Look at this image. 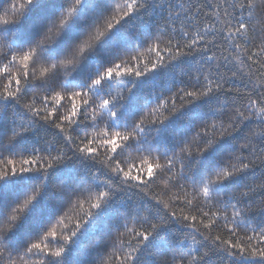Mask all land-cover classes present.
<instances>
[{
    "label": "snow or ice",
    "instance_id": "obj_1",
    "mask_svg": "<svg viewBox=\"0 0 264 264\" xmlns=\"http://www.w3.org/2000/svg\"><path fill=\"white\" fill-rule=\"evenodd\" d=\"M4 3L0 264H264V0Z\"/></svg>",
    "mask_w": 264,
    "mask_h": 264
},
{
    "label": "trees",
    "instance_id": "obj_2",
    "mask_svg": "<svg viewBox=\"0 0 264 264\" xmlns=\"http://www.w3.org/2000/svg\"><path fill=\"white\" fill-rule=\"evenodd\" d=\"M121 4H123V0H120ZM257 4H260V0H256ZM17 3H23V0H17ZM7 9V17L6 18H11L15 12L17 10H13L12 8H10L8 6V3H4L3 5H0V15L4 14V10ZM153 20H155V17H153ZM257 27L259 28V25H257ZM134 39V37H133ZM7 39H0V46H7ZM151 57H149L147 54H145L144 59H150ZM178 72V70H177ZM177 78L179 79L180 77L177 75ZM164 79L162 78L159 81L158 86L156 87L155 91L159 92L162 90L163 86H164ZM176 87H179V84L176 85ZM173 90L175 91V88H173ZM148 89L147 87L145 88V93H147ZM166 95H168V93H166ZM167 113H165L166 115ZM177 135H179V133H176ZM125 155H127V153H125ZM133 155H135V153H133ZM61 179L62 177H54L52 180V184L55 185H59L61 183ZM50 191H55V188L53 187L52 189H50ZM157 191H159V189H157ZM164 199H167V197H164ZM88 209V204L85 203L84 206L82 208L80 207H75V206H69L67 208V219L64 221V225L70 227L73 223L76 222V220L78 219L79 216H81L83 214L84 211H86ZM253 209L254 211H258L259 210V204H254L253 205ZM112 213H117V205L114 204L112 206V209L110 210ZM131 227V225H130ZM123 231V230H122ZM240 234L243 235L244 232L243 230H240ZM104 233H96V234H88L86 235L82 241H81V249L80 252L77 256L73 257V259L76 260H82V261H87L90 260L92 258V253H93V245L95 244V242L101 237L103 236ZM134 238V234H125L124 239L125 240H130ZM213 260H215V257H213ZM145 264H150L149 258L146 256L145 257Z\"/></svg>",
    "mask_w": 264,
    "mask_h": 264
}]
</instances>
